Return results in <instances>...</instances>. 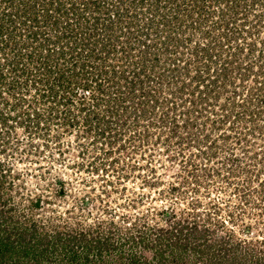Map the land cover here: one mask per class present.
Masks as SVG:
<instances>
[{
  "label": "rangeland",
  "instance_id": "rangeland-1",
  "mask_svg": "<svg viewBox=\"0 0 264 264\" xmlns=\"http://www.w3.org/2000/svg\"><path fill=\"white\" fill-rule=\"evenodd\" d=\"M52 1L0 0V222L96 240L112 224L169 229L175 216L264 258V0H245L248 11L200 0L204 14L189 0H102L86 36L65 12L75 3L88 20L91 0L58 1L45 20ZM118 237L125 252L105 250L103 263L175 258L166 244L133 258ZM209 251L183 260L207 264Z\"/></svg>",
  "mask_w": 264,
  "mask_h": 264
},
{
  "label": "trees",
  "instance_id": "trees-1",
  "mask_svg": "<svg viewBox=\"0 0 264 264\" xmlns=\"http://www.w3.org/2000/svg\"><path fill=\"white\" fill-rule=\"evenodd\" d=\"M58 1H63V0H56L54 2L52 1L51 4H45L47 11V13L45 14L46 17H44L45 20L50 17L48 10L50 9V7H54L55 4H57L55 6L56 7L55 9H57L58 11L62 10L61 3L60 2L58 3ZM123 1H129L131 4L135 5L139 0H123ZM206 1L205 3H208L209 6H211L213 3H217V2L219 3V0H206ZM94 2L95 4L97 3V7L96 6L92 7V9L91 6L93 5V0L87 2V9L91 10V13L89 15H92L90 19L88 18V20L86 19L88 15L87 12H81L80 10H78L75 3L73 4L70 3L71 9L66 10L65 12V18L67 17L69 18V16L67 15L70 13L69 15H71V18L69 19L73 20L72 23L76 24L75 26H81L80 31L82 34H85V36H86L85 31H87L88 26L93 27V26H98V24L99 25L102 24L100 23L99 17L96 15V13H98V11L101 10L102 3L104 4L105 1L103 2L102 0H94ZM226 2L228 3V1ZM242 3L244 4L245 10L248 11L250 6L248 5L249 3L247 4L245 0H242ZM254 4L257 5V2H254ZM108 5L110 6L111 4ZM135 6H137V4ZM114 7L116 13L113 14V17L119 18L121 16L120 11L117 10L118 9L117 6H112V9ZM205 7H206L205 5L202 6L200 5V0H189L187 4L188 10H190L189 13L199 11V13L201 12L202 14L204 11L206 12L207 10V8L204 9ZM234 10L236 11V9ZM212 14L209 15L208 18H210ZM236 14L238 16L245 15L243 12L240 13L238 11H236ZM233 17L234 18L232 20L237 19L238 21L239 18L235 16ZM36 18L37 17L34 16L33 20H36ZM55 24H59V20L55 19ZM218 26L221 27L222 29H226L229 27V23L226 21H221L218 24ZM93 29L95 28H92V30ZM33 34L36 35V32H33ZM94 35H95L94 31H92L87 36H94ZM62 38L65 39L66 35L63 36ZM89 42L90 41H88L87 39H82L80 50H82L83 48L82 50L83 54L87 53L86 58L87 60H90L89 63H91V60H94V58L98 60L97 57L100 56L96 55L93 52H91V54L89 52H86L87 44L89 45ZM50 43H48L47 45L51 46L52 43L51 44ZM77 43L78 42H76V44ZM94 44H97V42H94ZM52 48L53 46H51V48H49L48 50V54L46 58L49 59L48 60L49 62L46 64L45 67L46 69L52 67L49 65L51 63V59H52L51 57L54 55V50ZM77 48H78L77 46L74 47L75 50H77ZM197 53L198 51L196 52V54ZM42 55L43 52L41 53L40 56L42 57ZM127 55H129V53H127ZM64 56L65 54H61V57ZM31 57H35V56H31ZM86 66L89 67V65ZM49 73L52 74L53 72L50 70ZM56 75H57L56 79L62 80L63 74H60V76L59 74ZM40 81L41 84L44 85L46 84L47 86L48 85L50 86L49 91L51 93L55 92L54 90L55 88H53L54 86L53 85L51 86L49 83V78L48 80L41 79ZM64 83L65 80L62 83V85L65 87ZM85 87H89V86L86 85ZM62 92L66 96L69 90H65ZM57 95L58 93L55 94V97H57ZM186 127H188V124L186 125ZM140 222L132 224L131 226L125 228L118 227L112 224V227L109 228V230L102 232V234L99 232L95 238L96 240L94 239L87 240V237L83 232L79 233L75 237L70 236L65 239L63 238L61 232H55L56 235L55 238L48 240L51 236H49V234L46 235L40 234L39 227L36 224V222H33L30 225L25 224L24 226L14 225L13 228L9 230L8 227L7 228L5 227L3 221H1L0 222V264H32V262L33 264H53V263L54 264H105L101 261L103 252L105 250L107 252H112V251L116 252V250L117 251L120 250L119 252L122 251L125 252V249L122 248L124 244L118 242L119 240L117 241V243L114 244V241L117 240L116 238L118 236L120 237V239L123 238L126 239L125 242H127L130 245L129 246L131 249L130 253L132 254L133 258L135 257V255H137L136 254L137 249H141L144 251L152 250L156 247H160V249H162V246L164 247V245L166 244L167 247L171 249V253L174 254L175 257L173 258L170 264H185L186 261L183 260L184 259L183 256L189 253H193L194 251L195 253L196 252L203 253V249H205L206 251L210 250L209 251L210 254L207 256L208 257L207 264H225V263L226 264L227 263L264 264V258H257L254 261L253 255H250L251 253H247L246 250L243 253L242 251L239 250L241 248L240 245L238 244L233 245L231 243L232 236L215 235L216 230H212L208 226H204V224L202 226L199 225L198 223L195 222L190 223L189 221L186 220L176 221L175 216L172 217L171 220L169 219L168 221L171 224V227L169 229H165L164 227L158 228L156 226H150V224H148L145 220ZM128 223L129 222H127V224ZM210 235L213 236L212 241H210V239L212 238V236L209 237ZM164 238H165V243H164ZM209 242L211 244H209ZM94 249H97L99 253L96 256H94L95 254H93V251H95ZM248 254L252 256V258L245 259V257L248 256ZM94 257H97V259L95 260ZM46 259H48L49 263H44ZM163 262H158V264H163Z\"/></svg>",
  "mask_w": 264,
  "mask_h": 264
}]
</instances>
